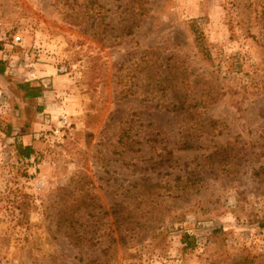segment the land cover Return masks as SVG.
<instances>
[{
	"label": "rangeland",
	"instance_id": "obj_1",
	"mask_svg": "<svg viewBox=\"0 0 264 264\" xmlns=\"http://www.w3.org/2000/svg\"><path fill=\"white\" fill-rule=\"evenodd\" d=\"M0 92V264H264V0H0Z\"/></svg>",
	"mask_w": 264,
	"mask_h": 264
},
{
	"label": "trees",
	"instance_id": "obj_2",
	"mask_svg": "<svg viewBox=\"0 0 264 264\" xmlns=\"http://www.w3.org/2000/svg\"><path fill=\"white\" fill-rule=\"evenodd\" d=\"M21 89L25 92V97L27 98H38L40 96L39 89H28L27 85L22 86ZM181 108L183 109L184 105ZM18 153L20 156L28 158L32 153V149L28 146L19 147ZM182 244H184L185 248L193 247V241L188 235H184V237L182 238Z\"/></svg>",
	"mask_w": 264,
	"mask_h": 264
},
{
	"label": "built area",
	"instance_id": "obj_3",
	"mask_svg": "<svg viewBox=\"0 0 264 264\" xmlns=\"http://www.w3.org/2000/svg\"><path fill=\"white\" fill-rule=\"evenodd\" d=\"M15 40L16 41H18L19 40V38H15ZM2 97V95H1V92H0V98ZM65 120V119H64Z\"/></svg>",
	"mask_w": 264,
	"mask_h": 264
},
{
	"label": "crops",
	"instance_id": "obj_4",
	"mask_svg": "<svg viewBox=\"0 0 264 264\" xmlns=\"http://www.w3.org/2000/svg\"><path fill=\"white\" fill-rule=\"evenodd\" d=\"M39 98H40V97H39ZM39 98H38V99H39ZM28 99H31V98L24 97V100H28ZM36 99H37V98H36Z\"/></svg>",
	"mask_w": 264,
	"mask_h": 264
}]
</instances>
